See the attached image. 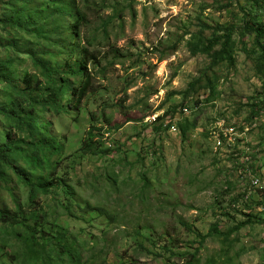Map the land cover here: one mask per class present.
<instances>
[{"label": "rangeland", "instance_id": "rangeland-1", "mask_svg": "<svg viewBox=\"0 0 264 264\" xmlns=\"http://www.w3.org/2000/svg\"><path fill=\"white\" fill-rule=\"evenodd\" d=\"M23 1L0 0V68L11 75L0 106L12 84L34 100L50 94L25 54L37 39L19 27L40 2L20 18ZM252 1L63 0L86 17L76 46L91 56L92 81L78 108L48 114L61 182L34 206L56 222L47 228H67L90 250L87 264L101 248L105 264H264L259 192L248 204L242 173L250 157L264 181V6ZM12 129L0 115V143ZM92 129L95 154L84 149ZM221 129L232 139L217 151ZM28 197L4 168L0 207L18 213Z\"/></svg>", "mask_w": 264, "mask_h": 264}, {"label": "trees", "instance_id": "trees-1", "mask_svg": "<svg viewBox=\"0 0 264 264\" xmlns=\"http://www.w3.org/2000/svg\"><path fill=\"white\" fill-rule=\"evenodd\" d=\"M38 1V11L34 13L35 17L38 14L37 19H24L19 27L24 34L37 39L25 54L39 70L50 94L41 101L34 100L18 85L12 84L9 103L0 106V115L13 128L7 132L6 142L0 143V178L4 168H12L19 183L28 189L30 202L25 210L20 206L18 213L11 212L6 206L0 207V264H87L90 250L86 251L67 228H47L46 225L56 222H52L43 209L34 206L39 194H51V189L59 188L61 182L57 177L61 143L52 136L48 114L51 110L63 112L65 107L78 108L92 81L86 68L91 56L86 49L77 51L76 46L79 28L86 23V17L81 10L63 0ZM28 2L24 0L23 7H19L20 18L25 17ZM252 2L259 4L260 0ZM261 2L264 6V0ZM28 27L32 29L28 31ZM256 33L258 37L264 35L260 28ZM10 78V67L2 66L0 81L11 83ZM67 91L70 94L64 99ZM93 131L88 132L84 141L85 152L89 154H95L100 146L93 141ZM186 133L187 130L182 129L183 137ZM98 210L111 217L107 209ZM102 252L101 248L96 255L98 260L90 257L91 264L106 263ZM191 259L187 264H195L196 256Z\"/></svg>", "mask_w": 264, "mask_h": 264}, {"label": "built area", "instance_id": "built-area-1", "mask_svg": "<svg viewBox=\"0 0 264 264\" xmlns=\"http://www.w3.org/2000/svg\"><path fill=\"white\" fill-rule=\"evenodd\" d=\"M183 111L187 112L188 109L184 108ZM162 123L164 127H170V131L174 133L178 132L177 126L172 122L171 118L164 119ZM229 137H231L232 139L231 129H224V130L221 129V132L219 133V135H216V138H215V149L218 151L220 148H223L225 144V140H228ZM250 162H251V158L247 157L244 161V165L245 166L248 165V168L246 170H243L242 172V173H245L248 176V178H250L249 183H248L249 184L248 185V188H249L248 195L249 196L246 197V200L248 204H251L252 198L250 196L252 195V191H254L255 193L259 192L260 200L257 197L256 202L260 204V207H259L260 210L259 209L258 210L261 213H264V181L255 175L254 170L252 171L250 169V166H251Z\"/></svg>", "mask_w": 264, "mask_h": 264}, {"label": "clouds", "instance_id": "clouds-1", "mask_svg": "<svg viewBox=\"0 0 264 264\" xmlns=\"http://www.w3.org/2000/svg\"><path fill=\"white\" fill-rule=\"evenodd\" d=\"M162 125H163V123H162ZM163 128H165V129H169L170 130V127H164L163 126ZM177 129H178V126H177ZM179 130V129H178ZM171 132V131H170ZM178 133V132H177Z\"/></svg>", "mask_w": 264, "mask_h": 264}]
</instances>
